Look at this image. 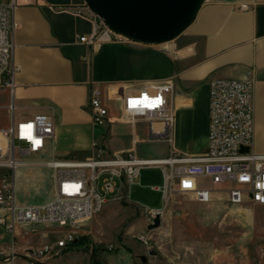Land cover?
Returning <instances> with one entry per match:
<instances>
[{
	"label": "crops",
	"instance_id": "1",
	"mask_svg": "<svg viewBox=\"0 0 264 264\" xmlns=\"http://www.w3.org/2000/svg\"><path fill=\"white\" fill-rule=\"evenodd\" d=\"M242 5L248 8L242 9ZM87 8L85 0H16L13 59L21 71L13 89L0 88V129L36 115H53L55 135L46 156L49 160L86 161L98 153L94 143L106 156L136 147L140 158L164 159L170 153L167 143L145 142V126L139 125L140 142L134 146L132 127L119 118L123 92L138 89L146 81L172 78L175 145L184 154L202 155L208 147L210 82L249 77L254 83V150L264 153V0H205L194 22L161 52L129 41L106 43L93 53L92 47L79 41L94 29L93 21L81 14H87ZM105 48L106 57L102 54ZM109 48H116L118 65L121 63L127 75L100 78L97 59L101 64L108 62ZM151 66L160 76H132L139 68ZM94 85L101 87L113 120L106 127H94L92 123L89 102ZM200 183L210 186L207 180ZM162 187L160 168L142 169L130 186L119 180L116 193L89 225L92 237L87 239L92 243L80 242L88 235L77 236L59 255L47 256L42 264H136L137 259L146 263L147 254L152 256L154 252L132 237L149 230V210L165 208ZM220 197L226 199L225 194L215 195L213 201ZM115 213L131 222L122 239L117 240L115 251L109 252L108 245L115 239L99 234L108 232V224L120 220H112ZM9 231L14 241L29 250L55 244L67 228L33 224ZM54 232L62 236L54 240ZM17 260L13 256L11 264H19Z\"/></svg>",
	"mask_w": 264,
	"mask_h": 264
},
{
	"label": "built area",
	"instance_id": "2",
	"mask_svg": "<svg viewBox=\"0 0 264 264\" xmlns=\"http://www.w3.org/2000/svg\"><path fill=\"white\" fill-rule=\"evenodd\" d=\"M15 8L16 0H0V88L13 89L15 77L21 71L13 59ZM87 9V14H81L93 21L94 29L91 35L80 37L81 43L92 47L94 53L107 42L125 41ZM174 88L172 78L146 81L138 89L123 92L120 108L119 121L132 127L134 146L140 142L138 126L144 125L145 142L170 146L167 158H140L136 147L124 154L106 156L98 143H94L97 155L86 161L53 158L45 163L54 170V198L43 205L17 202L16 172L26 164L25 158L42 160L50 153L55 135L53 115H36L0 129V171H3L0 173V226L7 230L33 224L67 228L55 244L27 250L31 264H42L47 256L59 255L75 241L83 222L104 209L116 193L118 181L123 180L130 186L144 168L161 169L165 207L176 194L190 195L197 202L208 204L218 193H224L227 203L233 206H264V153L254 150L253 80L245 77L210 82L208 147L202 155L184 154L175 145ZM132 101L138 103L133 105ZM89 109L94 127H106L113 122L99 85L91 88ZM244 148L248 151L242 152ZM201 179L209 181L210 186L202 185ZM164 210H149V224L156 217H162ZM139 239L149 246L146 235ZM114 249V245H108L109 251Z\"/></svg>",
	"mask_w": 264,
	"mask_h": 264
},
{
	"label": "rangeland",
	"instance_id": "3",
	"mask_svg": "<svg viewBox=\"0 0 264 264\" xmlns=\"http://www.w3.org/2000/svg\"><path fill=\"white\" fill-rule=\"evenodd\" d=\"M116 36L119 35L116 34ZM123 39L125 43L130 41L124 37ZM114 42L118 43L114 40L107 43ZM167 43L147 46L154 47L161 52V49L168 47ZM108 50V62L102 63L103 68L100 60L97 59L96 68L99 69L100 78L112 77L116 74L127 75L128 73L124 74L125 69L120 65L121 63H119L120 66L118 65L116 48ZM106 51L107 48L102 52L105 57ZM152 68L154 67L139 68L135 73L130 74L132 76L147 74L151 78L160 76L159 70ZM47 161L49 159L46 157L42 160L25 158L27 166L17 170L16 198L19 204L43 205L53 200L54 170L46 166ZM218 195L222 196L224 193H218ZM214 201L201 204L190 195H174L172 202L165 207L160 217V227L147 230L142 234L148 237L149 246L139 239L140 235L132 237L133 240L149 247L155 254L151 256L148 253L146 263L137 259L136 264H149V259L152 260V264H264V206H233L221 197ZM99 215L100 213L83 222L82 231L77 236H88H85V239L80 241L81 243L87 245L92 243L91 239H87L92 237V233L88 234L90 233L89 225L97 220ZM125 215H129V212L126 211ZM113 217L112 220L116 221L120 218V214L115 213ZM130 222L131 219L121 217L113 225L108 224L110 228L108 232H101L99 235L103 238H114L115 247L117 240L124 236ZM61 236L58 232L51 233V238L54 240ZM25 248V245L13 240L9 230L0 227V264H11L13 256L18 259L19 264H31ZM101 249L93 251L99 252Z\"/></svg>",
	"mask_w": 264,
	"mask_h": 264
},
{
	"label": "water",
	"instance_id": "4",
	"mask_svg": "<svg viewBox=\"0 0 264 264\" xmlns=\"http://www.w3.org/2000/svg\"><path fill=\"white\" fill-rule=\"evenodd\" d=\"M114 33L143 45L170 42L196 19L205 0H85ZM248 149H242L247 152ZM158 216L149 230L159 228Z\"/></svg>",
	"mask_w": 264,
	"mask_h": 264
},
{
	"label": "snow or ice",
	"instance_id": "5",
	"mask_svg": "<svg viewBox=\"0 0 264 264\" xmlns=\"http://www.w3.org/2000/svg\"><path fill=\"white\" fill-rule=\"evenodd\" d=\"M145 99H147V98H145ZM131 103H132L133 105H135V104L138 103V101H132ZM146 106H150V105H146ZM28 127H31V126H28ZM37 143H39V142L37 141ZM185 186L187 187V186H190V185L186 184Z\"/></svg>",
	"mask_w": 264,
	"mask_h": 264
},
{
	"label": "trees",
	"instance_id": "6",
	"mask_svg": "<svg viewBox=\"0 0 264 264\" xmlns=\"http://www.w3.org/2000/svg\"><path fill=\"white\" fill-rule=\"evenodd\" d=\"M84 239H85V237H81V239H79V240L81 241V240H84Z\"/></svg>",
	"mask_w": 264,
	"mask_h": 264
},
{
	"label": "bare ground",
	"instance_id": "7",
	"mask_svg": "<svg viewBox=\"0 0 264 264\" xmlns=\"http://www.w3.org/2000/svg\"><path fill=\"white\" fill-rule=\"evenodd\" d=\"M24 166H27L26 164Z\"/></svg>",
	"mask_w": 264,
	"mask_h": 264
}]
</instances>
